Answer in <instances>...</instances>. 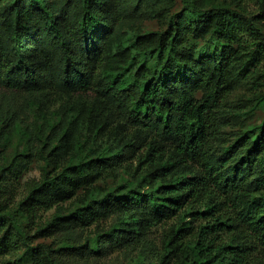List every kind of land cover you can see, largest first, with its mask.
Here are the masks:
<instances>
[{
    "label": "trees",
    "instance_id": "1",
    "mask_svg": "<svg viewBox=\"0 0 264 264\" xmlns=\"http://www.w3.org/2000/svg\"><path fill=\"white\" fill-rule=\"evenodd\" d=\"M167 1L0 0V87L75 98L61 127L47 125V166L21 196L32 154H0V258L16 253L0 264H66L32 242L55 223L95 228L74 245L89 264L164 222L155 256L133 264H264V116L232 141L222 130L227 97L264 61V0H183L157 10L162 28L116 31L130 6ZM121 168L132 180L102 193Z\"/></svg>",
    "mask_w": 264,
    "mask_h": 264
},
{
    "label": "rangeland",
    "instance_id": "2",
    "mask_svg": "<svg viewBox=\"0 0 264 264\" xmlns=\"http://www.w3.org/2000/svg\"><path fill=\"white\" fill-rule=\"evenodd\" d=\"M122 1V0H119ZM172 0L157 5L149 4L133 9V5L127 8L121 21L116 26L124 39L136 33L157 30L164 27L157 10L163 5L172 4L170 11L182 7L183 0ZM250 10H256L253 0H244ZM221 4L235 7V0H211L207 5ZM161 12V10H160ZM264 94V61L261 62L252 78L239 81L232 93L227 97V124L223 132L227 140L234 137L245 127L255 124L264 116V106L259 105V97ZM75 98L62 96L59 98L46 99L41 93L28 92L0 87V154L3 160H10L16 153L27 152L32 154V162L24 172L18 192L19 196L24 193V185L30 178H39L43 169L47 166L44 157L51 148L52 143L48 141L50 134L47 128L49 124H57L60 127L71 116V105ZM46 127V128H45ZM68 156L62 160L68 164ZM52 165V164H51ZM117 176H108L98 182L102 193L113 188L123 180H132V176L122 168L117 170ZM19 196L17 198H19ZM76 200L71 199L43 210L41 216L34 223H29L30 233L33 234L46 221L56 214H66L73 209ZM26 224V219H23ZM111 219L102 224L109 227ZM170 222L159 223L153 226L144 237L131 241L128 245L117 247L97 258L90 259L89 264H133L138 259L150 261L161 247L163 236ZM51 231L45 236H34L32 242H44L59 249L55 252L56 258L66 264H84L86 261L79 258L74 252V245L81 243L85 236L95 234V228L81 230L80 228L68 227L55 223L50 227ZM23 247L19 250L22 251ZM16 253L7 255L2 259L14 257Z\"/></svg>",
    "mask_w": 264,
    "mask_h": 264
}]
</instances>
